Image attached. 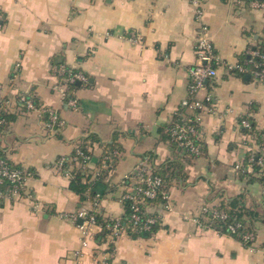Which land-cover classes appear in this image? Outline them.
<instances>
[{"label": "crops", "instance_id": "0c3cea01", "mask_svg": "<svg viewBox=\"0 0 264 264\" xmlns=\"http://www.w3.org/2000/svg\"><path fill=\"white\" fill-rule=\"evenodd\" d=\"M199 1L219 58L217 76L197 92L199 99L212 94L211 111L182 105L189 68L199 63L194 0H0V96L15 114L0 128V150L34 174L27 193L0 197V264H105L112 253L110 264H264V182L262 169L254 170V163L264 168V80L255 78L252 61L255 50L264 56V8L253 0ZM60 63L88 78L77 81L75 106L67 104L68 86L63 94ZM237 63L245 70L229 69ZM22 93L37 98L36 108L18 99ZM45 108L65 124L48 126ZM197 116L201 153L191 157L165 129ZM80 143L94 172L108 170L92 176L94 196L71 188L54 165ZM107 143L119 150L107 151ZM142 161L176 171L166 179L167 199L146 206L158 216L156 231L98 236L97 228L75 256L82 220L70 215L98 196L105 217L122 219L121 181ZM239 194L260 215L250 242L220 233L202 216L204 206Z\"/></svg>", "mask_w": 264, "mask_h": 264}, {"label": "built area", "instance_id": "2783aa9c", "mask_svg": "<svg viewBox=\"0 0 264 264\" xmlns=\"http://www.w3.org/2000/svg\"><path fill=\"white\" fill-rule=\"evenodd\" d=\"M194 8L193 11L195 13V16L197 20L199 21V30H198V36L196 41V53L197 57L199 59V63L194 64L192 67L189 68V73L191 77V81L189 84V97L185 98L182 101V105L184 107H187L188 109L192 110H209L211 111L213 109V98L212 94L208 93L204 99L197 98V92L204 88L206 86V82L210 80L211 78H214L217 76V64H219V58L216 54L215 47L211 40L209 39V31H208V25L201 22L203 11L201 8V3L199 0H194L193 2ZM253 6L255 7H262L264 8V0H253L252 1ZM252 56L264 58L263 54L258 51H253ZM254 64L253 73L255 78L259 80H264V66L263 63L260 60H252ZM229 69H237L239 71L245 70L244 67L237 63L235 65H228ZM55 70L58 72V76H61L63 82V94L65 95V87L67 86V82H73V81H87V76L83 72H73L72 68L69 67L65 63H60L55 65ZM21 102H23L27 108H36L33 99L31 97L25 96V93H22L19 98ZM67 104L70 106H75L76 101L73 98L67 99ZM43 111H48L49 113V120H48V126H63L65 124V121L59 117L58 113L51 109H43ZM200 117L195 118H187V122L183 125H177L174 128H172V135L175 137L176 140H178L179 145L183 147V149L187 152H190L195 155H199L201 153V147L197 141H195L194 137H198L199 129L197 121H199ZM242 124L244 126L249 127L250 122L248 119L244 118L242 120ZM264 137V136H263ZM263 148H264V144ZM76 153L78 157H81L82 160L87 162L90 160L91 156L87 153H84L80 148L76 149ZM117 156V152L109 153L105 156V167L111 168L113 166L114 160ZM64 157L57 159L54 163L55 168L60 171L61 173L71 177L72 175V169L73 167H67L64 162ZM74 159V158H73ZM78 164H80L79 161H76ZM83 162V161H82ZM84 163V164H85ZM81 166V165H80ZM236 167L242 168L241 164H237ZM151 165L147 163L146 161H142L139 163L122 181L121 185L124 189V192L121 195V200L124 199H133L135 202L139 200L141 196H146L153 198L158 193V188L162 185L163 181L161 177L159 176H153L151 171ZM131 174H134V176H130ZM33 171L26 169V168H18L11 166L8 161L4 158L0 159V184L4 182L5 180L9 182V186L6 189H0V197H16L20 196L23 193H27L25 191L26 189V183L27 180L32 177ZM130 178L131 182L129 184L124 185L125 180ZM165 199H167V194L163 196ZM211 205H206L202 209V216L203 218L208 219L205 214L208 212V208ZM39 203L35 204V208H39ZM167 207H169L167 205ZM135 212L132 214V229L136 232L139 230H145L148 231L152 228L154 224H157L159 219L157 214L152 213L148 217H146L145 220L142 219V214L138 212L139 207L134 205ZM101 213L100 205H99V197L95 196L92 203L89 207H83L78 213L71 214L70 217H72L74 220L81 219L82 221L79 224V227L82 232V248L74 250L75 256H80L82 253V249L85 246L89 245V241L91 237L94 236L95 231L97 228H101L100 224L97 223L96 217L97 214ZM214 215L221 216L222 218H225L227 214L225 212H220L218 210L214 211ZM195 220L200 221L199 218H195ZM239 223H235L234 225H231L230 228L232 232L236 230V227L239 226ZM110 226V234H114L116 236L122 234L123 231L126 230V228L121 224V219H116L115 222ZM243 239L246 242L253 241L254 239V233H246L243 234ZM113 256V253L104 259L105 264H110V258Z\"/></svg>", "mask_w": 264, "mask_h": 264}, {"label": "trees", "instance_id": "16d2710c", "mask_svg": "<svg viewBox=\"0 0 264 264\" xmlns=\"http://www.w3.org/2000/svg\"><path fill=\"white\" fill-rule=\"evenodd\" d=\"M4 20H0V24H3ZM246 61L244 62L245 64L247 63V60L250 59V56H246L245 57ZM256 60H260L263 62V66H264V60L256 57ZM57 63H59V59H56ZM55 60V62H56ZM64 62V61H62ZM73 72H77L78 70L72 68ZM56 73L58 74V72L56 71ZM60 78H62L61 76H59ZM62 80V79H61ZM63 81V80H62ZM67 86H68V90H67V96L66 99L71 98L73 95V90H75L78 87V83L77 81H73V82H67ZM25 96L27 97H31L33 99V102L36 105H38L37 103V98L33 95L30 96L29 94H25ZM8 100L9 97H2L0 96V128L4 127L7 123L11 122L14 118H15V114L12 113V111L8 108ZM43 115L45 118H47L49 116L48 111H44ZM49 120V118H48ZM185 124V123H184ZM177 125H183V123H179V120H176L173 124L169 125L166 129H165V135L166 137L173 142L175 145H177L179 148L183 149L182 146L179 145L178 140L175 139V137L172 135V128H174ZM251 129L254 130L253 125L251 124ZM260 135L263 136L264 131H260L259 132ZM195 141H197L198 143V138L194 137ZM93 140H97L96 138H93ZM262 144H264V137L262 138ZM113 146V147H111ZM80 148L84 153L89 154V152L87 151L86 146L84 145V143H80L75 150L70 154V155H65L64 157V162L65 165H67V167L72 166V175L70 178L71 180V188H73L74 190L78 191V192H85L87 189H90L91 192V196H94L96 194L95 190H94V184H95V179L100 178L102 175H104V173L106 174L108 172V170L104 169L103 172H94L93 169L91 168V165H89L90 162H92V157L90 158V160L87 162V164L85 163L84 160L81 159V157H78L77 153H76V149ZM105 149L108 150H112V149H118V147L116 148L114 146L113 143L109 144L107 143L105 145ZM184 150V149H183ZM185 154L191 157H195L198 155L192 154L190 152L185 151ZM259 154H255L253 161L257 162V160H259ZM200 155V154H199ZM62 156H60L59 158H61ZM4 158L8 161V163L13 166V167H19L17 164H14L12 161H10L8 158H6L4 156V154L2 153V151L0 150V159ZM58 158V159H59ZM74 158V159H73ZM107 161V159L104 158V161ZM76 161H79L80 164H78ZM83 161V162H82ZM102 162V160H101ZM85 163V164H84ZM81 165V166H80ZM259 169H262V176L260 177L261 181L264 182V168H261L260 165H255L254 163V170L255 171H259ZM169 167H152L151 171H152V175L154 176H159L161 177L163 183L162 185L158 188V193L155 197L150 198V197H146V196H141L139 198V200L137 202H135L133 199H124L123 203L125 204V213L121 219V224L126 228V230H128L130 232V234H132L133 236H137V235H148V234H152L156 231L157 227H158V223L154 224L152 226V228L148 231L145 230H139V231H135L132 229L131 225H132V219L131 216L132 214L135 212L134 209V205L136 204V206L139 207L138 212L142 214V219L145 220L146 217H148L151 213H148L146 211V206L152 203H157L158 201L164 200V195L166 193V179H168V177H170L171 175H176V171L175 169L170 171L169 174ZM243 175H252L253 173H249L246 171L242 172ZM95 175V179H92V176ZM130 176H134V174H131ZM254 177V176H253ZM84 178L86 179V181L84 180ZM131 182V179L128 178L125 180L124 185L129 184ZM9 182L8 181H4L2 182V184H0V189H6L9 186ZM222 200L220 202H218L217 204L211 205L208 208V212H206L205 216L208 218H204L206 221L205 223L207 225H209L212 228H215L216 230H218L220 233H225V234H230L232 236H235L236 238L243 240V234L246 233H250V232H254V221L256 219H259V213L258 211H256L255 209L251 208V207H247L246 203H245V199H244V194H239L233 197H222ZM218 210L220 212H225L227 214V216L225 218H222L221 216H216L214 215V211ZM97 223L100 224L101 226V232L98 233V236H105L107 233H109L111 231L110 226L112 225L115 220L110 219L105 217L102 213L97 214L96 217ZM159 222V221H158ZM235 223H239L240 225L236 227V230L234 232H232L230 226L234 225ZM246 242V241H245Z\"/></svg>", "mask_w": 264, "mask_h": 264}]
</instances>
